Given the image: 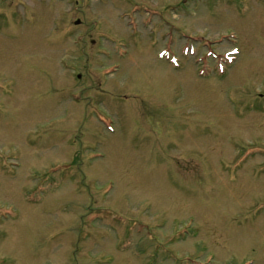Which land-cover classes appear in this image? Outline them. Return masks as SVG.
Listing matches in <instances>:
<instances>
[{
	"label": "rangeland",
	"instance_id": "1",
	"mask_svg": "<svg viewBox=\"0 0 264 264\" xmlns=\"http://www.w3.org/2000/svg\"><path fill=\"white\" fill-rule=\"evenodd\" d=\"M20 1L0 0V264H264V0H139L130 27Z\"/></svg>",
	"mask_w": 264,
	"mask_h": 264
},
{
	"label": "flooded vegetation",
	"instance_id": "2",
	"mask_svg": "<svg viewBox=\"0 0 264 264\" xmlns=\"http://www.w3.org/2000/svg\"><path fill=\"white\" fill-rule=\"evenodd\" d=\"M83 2V0H82ZM13 3V2H12ZM101 3L104 5L102 7H108V6H111V7H114L116 9H119L121 7H123L124 9L120 10L119 12H117V20L119 22L122 23V25H127V27H130V25L132 24H135L134 20L136 19V15L138 14L136 9L138 7V5L141 4V2L139 0H102ZM3 5V3H1ZM75 4H78V0H75ZM16 5L19 7V6H23L25 5L22 1H18L16 3ZM5 8H9L10 6H8V4H5L3 5ZM78 5H75V10H77L78 8ZM111 7L107 8V9H103V16H105L106 14V17L107 15L110 13V9ZM125 18H128L129 22H125ZM78 23L75 24V26H80L81 25V22L79 19H75ZM89 26H90V30H91V34H92V39L90 42L94 43L95 40L94 38H100L101 40L102 39H107L109 37H112L110 36L107 32H105L106 28L109 29V27H105V25H103V22L102 21H99V20H94V19H91L90 22H89ZM88 36V33H79L78 34V39L79 41H82L84 37ZM89 37V36H88ZM121 38H124V37H121ZM116 39H119V38H116ZM60 40V39H59ZM55 46H58L57 42H56V45Z\"/></svg>",
	"mask_w": 264,
	"mask_h": 264
},
{
	"label": "bare ground",
	"instance_id": "3",
	"mask_svg": "<svg viewBox=\"0 0 264 264\" xmlns=\"http://www.w3.org/2000/svg\"><path fill=\"white\" fill-rule=\"evenodd\" d=\"M105 16H106V14H105Z\"/></svg>",
	"mask_w": 264,
	"mask_h": 264
}]
</instances>
